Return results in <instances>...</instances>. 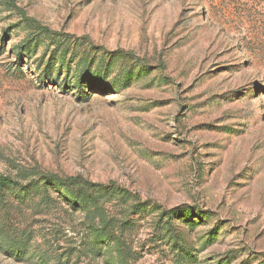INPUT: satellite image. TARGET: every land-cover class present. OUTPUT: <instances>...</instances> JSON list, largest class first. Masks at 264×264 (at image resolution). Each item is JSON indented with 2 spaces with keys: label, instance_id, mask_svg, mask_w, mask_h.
Segmentation results:
<instances>
[{
  "label": "rangeland",
  "instance_id": "obj_1",
  "mask_svg": "<svg viewBox=\"0 0 264 264\" xmlns=\"http://www.w3.org/2000/svg\"><path fill=\"white\" fill-rule=\"evenodd\" d=\"M0 172L101 190L0 264H264V0H0Z\"/></svg>",
  "mask_w": 264,
  "mask_h": 264
},
{
  "label": "trees",
  "instance_id": "obj_2",
  "mask_svg": "<svg viewBox=\"0 0 264 264\" xmlns=\"http://www.w3.org/2000/svg\"><path fill=\"white\" fill-rule=\"evenodd\" d=\"M23 18L26 21L34 22L40 25L39 22L26 14H23ZM48 188H55L64 197V199L68 203L73 204L75 208L83 207L87 201H90L94 196L101 194V190L97 189L96 185L75 176L42 175L41 179L37 182L23 186V184L19 183V181L14 179L12 176L0 172V208L2 210L9 211L10 198L14 193V198L18 199L15 200L12 197L15 202L19 201L23 205H28L29 202L34 200L37 194H43V192H46ZM42 189L44 190L41 193L40 191ZM8 221L9 220L6 216L1 217L0 229L10 226ZM108 225L114 228L110 222ZM104 233L105 231L103 229L101 230V233H99L98 229L94 232V234L97 235L92 240L94 248L96 247V244L105 243L108 240V235ZM35 235L36 233L31 229H21L15 226H10L6 233H2L0 231V245H6V252L8 254L15 252L20 258L26 254L27 248L31 244ZM115 238L116 236L113 234L111 240ZM121 244L122 247L120 250V256L122 259H127L128 257H131V255H135L136 257V254H133L134 252L128 244ZM92 251L93 250H90V252ZM88 254L89 253H86V255Z\"/></svg>",
  "mask_w": 264,
  "mask_h": 264
}]
</instances>
